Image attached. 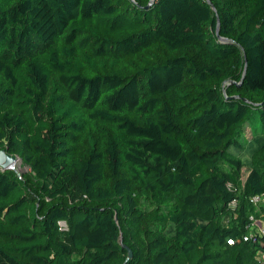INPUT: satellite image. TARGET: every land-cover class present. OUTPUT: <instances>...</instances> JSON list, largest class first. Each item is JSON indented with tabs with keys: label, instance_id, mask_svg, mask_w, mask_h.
Instances as JSON below:
<instances>
[{
	"label": "trees",
	"instance_id": "trees-1",
	"mask_svg": "<svg viewBox=\"0 0 264 264\" xmlns=\"http://www.w3.org/2000/svg\"><path fill=\"white\" fill-rule=\"evenodd\" d=\"M0 149V264H259L264 0H0Z\"/></svg>",
	"mask_w": 264,
	"mask_h": 264
},
{
	"label": "built area",
	"instance_id": "built-area-1",
	"mask_svg": "<svg viewBox=\"0 0 264 264\" xmlns=\"http://www.w3.org/2000/svg\"><path fill=\"white\" fill-rule=\"evenodd\" d=\"M251 202H252L255 206H259L260 204H264V199H263L262 197H260V196H255V197H253V198L251 199ZM235 207H236V203L234 202V203H232V205H231L232 210H234ZM250 221H251V222L254 221V224H253V226L251 227V230H252L253 232H251V234L248 235V236H244V237H243V240H244V241H253V242H257V234H259V235H264V230L260 229L259 226H255L256 224H255L254 216H251V217H250ZM60 225H61L62 228L64 227L63 229H65V224L61 223ZM254 229H257V230L260 231L261 233H258V231H257L256 233H254V232H255ZM228 243H229V244H232L233 241L230 240V241H228ZM257 260H258V263H259V264H264V261H263V260H264V255L260 254V256L257 258Z\"/></svg>",
	"mask_w": 264,
	"mask_h": 264
},
{
	"label": "rangeland",
	"instance_id": "rangeland-1",
	"mask_svg": "<svg viewBox=\"0 0 264 264\" xmlns=\"http://www.w3.org/2000/svg\"><path fill=\"white\" fill-rule=\"evenodd\" d=\"M12 168L19 174H22V173H25L28 170L27 166L24 165V163L20 160V159H16L15 163L12 165ZM248 175V171L246 169L243 170L242 172V176H241V181H242V184H244L245 180H246V177ZM258 210V206H257V209L256 211ZM257 226H259L260 229L264 230V223H260V222H257ZM64 228V227H63ZM258 233H261L260 231H258ZM73 262H75V255L73 254ZM264 261V260H263Z\"/></svg>",
	"mask_w": 264,
	"mask_h": 264
},
{
	"label": "water",
	"instance_id": "water-1",
	"mask_svg": "<svg viewBox=\"0 0 264 264\" xmlns=\"http://www.w3.org/2000/svg\"><path fill=\"white\" fill-rule=\"evenodd\" d=\"M15 161H16L15 157L9 156L5 150L0 149V167L1 168L11 169Z\"/></svg>",
	"mask_w": 264,
	"mask_h": 264
}]
</instances>
